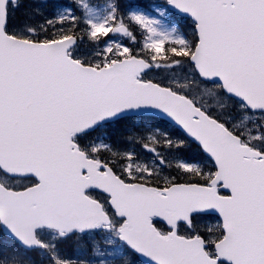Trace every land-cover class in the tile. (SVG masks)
<instances>
[{
	"label": "snow or ice",
	"instance_id": "1",
	"mask_svg": "<svg viewBox=\"0 0 264 264\" xmlns=\"http://www.w3.org/2000/svg\"><path fill=\"white\" fill-rule=\"evenodd\" d=\"M0 264H264V0H0Z\"/></svg>",
	"mask_w": 264,
	"mask_h": 264
},
{
	"label": "rangeland",
	"instance_id": "2",
	"mask_svg": "<svg viewBox=\"0 0 264 264\" xmlns=\"http://www.w3.org/2000/svg\"><path fill=\"white\" fill-rule=\"evenodd\" d=\"M146 2H147V0H146ZM71 254V253H70ZM76 254H78V253H76Z\"/></svg>",
	"mask_w": 264,
	"mask_h": 264
}]
</instances>
